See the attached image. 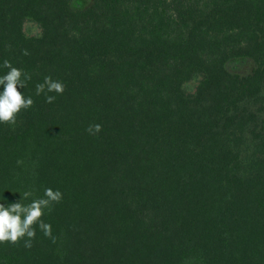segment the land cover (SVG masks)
Returning a JSON list of instances; mask_svg holds the SVG:
<instances>
[{
    "label": "trees",
    "instance_id": "obj_1",
    "mask_svg": "<svg viewBox=\"0 0 264 264\" xmlns=\"http://www.w3.org/2000/svg\"><path fill=\"white\" fill-rule=\"evenodd\" d=\"M72 2L0 0L34 100L0 123V203L63 194L0 264H264V0Z\"/></svg>",
    "mask_w": 264,
    "mask_h": 264
},
{
    "label": "clouds",
    "instance_id": "obj_2",
    "mask_svg": "<svg viewBox=\"0 0 264 264\" xmlns=\"http://www.w3.org/2000/svg\"><path fill=\"white\" fill-rule=\"evenodd\" d=\"M23 54L29 53L25 50ZM3 67L8 71L0 76V86H3V91L0 92V123L15 125L20 112L34 106V100L30 96L25 97L19 90L26 87L31 77L23 70L14 67L7 59L3 61ZM45 90L48 93L62 95L65 85L47 76L43 83L35 86V93L38 96L45 93ZM45 98L47 103H53L56 99L54 95H46ZM101 130L102 126L99 124H90L86 129L91 135H96ZM32 196V191H25L18 202L8 206L0 203V244H19L24 240V247L30 248L36 236L37 226L46 237H51V225L45 223L43 217L46 209L50 212L54 203L62 201L63 194L59 190L46 188L43 197L32 199L28 204L22 202Z\"/></svg>",
    "mask_w": 264,
    "mask_h": 264
},
{
    "label": "rangeland",
    "instance_id": "obj_3",
    "mask_svg": "<svg viewBox=\"0 0 264 264\" xmlns=\"http://www.w3.org/2000/svg\"><path fill=\"white\" fill-rule=\"evenodd\" d=\"M92 0H73L72 4L74 7L83 8L91 4ZM24 28L28 34H37L40 29L39 27L28 21L25 23ZM229 68L236 72L247 73L250 72L253 68V61L249 58H239L229 63ZM195 83L191 82L190 86L194 88Z\"/></svg>",
    "mask_w": 264,
    "mask_h": 264
}]
</instances>
